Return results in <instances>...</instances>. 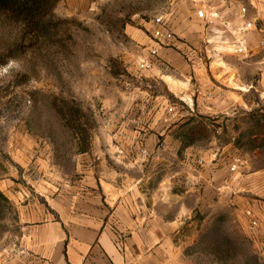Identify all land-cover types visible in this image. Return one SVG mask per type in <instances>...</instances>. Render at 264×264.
Wrapping results in <instances>:
<instances>
[{"label":"rangeland","instance_id":"374dc122","mask_svg":"<svg viewBox=\"0 0 264 264\" xmlns=\"http://www.w3.org/2000/svg\"><path fill=\"white\" fill-rule=\"evenodd\" d=\"M77 1L58 2L36 29L25 30L23 23L0 15V63L6 60L0 64V183H9L14 192L46 189L53 187V173L76 182L99 155L119 154L110 146L121 144L122 152H129L126 145L149 137L155 153L164 149L169 155L171 167L188 153L212 148L220 157L264 164V142L248 137L254 125L250 115L264 117L258 88L246 96L250 109L234 107L232 118L202 116L193 105V78L185 81L161 60L167 55L176 64L196 61L183 53L176 37L159 43L148 27L160 17L171 20L179 0ZM139 34L146 39L141 45L134 36ZM146 47L157 55L152 48L141 55ZM215 54L203 55L204 61L235 62ZM259 76L256 71L250 78L256 82ZM147 126L152 134L141 133ZM194 219L202 227L197 243L185 251L191 261L261 264L230 205ZM18 231L15 204L0 203V253Z\"/></svg>","mask_w":264,"mask_h":264},{"label":"crops","instance_id":"0c3cea01","mask_svg":"<svg viewBox=\"0 0 264 264\" xmlns=\"http://www.w3.org/2000/svg\"><path fill=\"white\" fill-rule=\"evenodd\" d=\"M208 8L218 14L210 25L196 15ZM171 15L163 29L196 61L176 64L170 56L160 58L171 73L185 81L193 78L196 91L191 96L199 114L232 118L234 107H252L246 96L253 87L264 99V0H179ZM245 22L252 29L243 36L247 54L242 56L233 47L235 31ZM148 27L151 32L160 29ZM134 36L138 44L146 42L140 34ZM149 48H141V55ZM219 52L235 62L204 61ZM158 68L152 65V71L159 73ZM256 71L260 76L255 82L250 76ZM140 130L152 134L151 126ZM123 146H110L119 151L110 159L105 153L95 164L85 159V173L76 182L53 173V187L46 189L14 192L9 183H0L2 195L15 204L19 227L0 253V264H196L185 253L197 243L202 227L194 217L218 205H230L245 231V213L257 219L258 227L247 233L255 253L264 254V164L242 157L233 172L234 156L220 157L212 148L188 153L171 167L164 149L154 152L151 137L126 145L129 152H122ZM141 147L151 151L143 155Z\"/></svg>","mask_w":264,"mask_h":264},{"label":"trees","instance_id":"16d2710c","mask_svg":"<svg viewBox=\"0 0 264 264\" xmlns=\"http://www.w3.org/2000/svg\"><path fill=\"white\" fill-rule=\"evenodd\" d=\"M61 0H0V15L5 16L10 21L23 23L24 29H36L40 27L41 22L47 18L54 7ZM15 46V47H14ZM13 47L18 49L20 44H15ZM6 60H2L0 64H4ZM250 114H254L251 112ZM255 120L253 115H250L251 122H254L253 129L248 133L251 138V143L264 142V126L260 122H264V117ZM260 150L261 147H253ZM0 203L8 204L7 199L0 192Z\"/></svg>","mask_w":264,"mask_h":264},{"label":"built area","instance_id":"2783aa9c","mask_svg":"<svg viewBox=\"0 0 264 264\" xmlns=\"http://www.w3.org/2000/svg\"><path fill=\"white\" fill-rule=\"evenodd\" d=\"M181 1H188V2H192L196 4H202L204 3L205 0H181ZM242 11L244 12V10ZM196 15L198 18L203 19V22L208 25L212 24V19L218 17L217 12L211 8L207 9V13L204 11H197ZM154 23L155 25L160 26V29H155L151 34V37L154 40H156L159 43H164V42L167 43V42H172L174 40L175 36L173 35V33L163 29L166 26L165 19H163L162 17L157 18ZM251 29H252V24L249 22H245L242 25H240L235 31L236 36H237V38L234 39V47H233V52L235 54L246 56L247 48H246V44H245V40L243 39V36L246 33V31L251 30ZM260 46L264 47V32H262ZM150 53L152 55H157V50L155 48H152ZM240 164H241V159L239 158L236 159L235 162L231 165L230 170L233 172L236 171ZM245 216L249 219L248 231L254 232L255 229L258 227L257 219L252 217L249 211L245 213ZM258 261L261 264H264V254L263 253L258 255Z\"/></svg>","mask_w":264,"mask_h":264},{"label":"clouds","instance_id":"9594fccd","mask_svg":"<svg viewBox=\"0 0 264 264\" xmlns=\"http://www.w3.org/2000/svg\"><path fill=\"white\" fill-rule=\"evenodd\" d=\"M8 62H9V63H13V62H15V61H14V59H11V58H10Z\"/></svg>","mask_w":264,"mask_h":264}]
</instances>
